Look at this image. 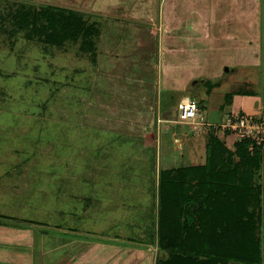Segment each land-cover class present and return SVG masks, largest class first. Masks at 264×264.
<instances>
[{
  "label": "rangeland",
  "instance_id": "374dc122",
  "mask_svg": "<svg viewBox=\"0 0 264 264\" xmlns=\"http://www.w3.org/2000/svg\"><path fill=\"white\" fill-rule=\"evenodd\" d=\"M72 1L0 0V18L5 21L7 13L21 3L77 11V5L70 6ZM177 1L162 3L165 29H159L158 22L153 26L155 31H164L163 37L169 35L171 44L175 28L181 35L176 39L188 41L180 49L169 45L168 64L179 63L181 55L182 74L197 64L200 80H219L216 87L208 85L210 89L197 82L188 92L203 115L215 113L213 120L207 118L211 123L203 121L200 126L181 123L173 114V105L184 95L165 91L162 35L154 40L149 34L140 36L139 44L135 45V39L129 44V35L125 31L116 35L111 25L124 18L117 10L106 8L100 21L109 44L119 43L120 35L122 44L119 49L118 44L111 46L113 51L103 58L98 75L90 67L91 73L86 72L88 63L74 56L43 54L39 38L27 44L20 41L23 53L17 51L19 45L12 52L0 45V103L5 104L2 112L8 119L0 124V215L5 216L0 219V264H51L54 255L45 251V236L51 241L52 236L61 238L73 230L84 240H111L119 248L137 246L144 255L154 247L155 253V245L148 247V236L153 216L154 220L158 217L159 174L212 165L223 151L235 158L264 155V146L249 150V143L222 128L226 116L221 122L216 120L221 110L228 109L225 95L238 85L255 89L264 107V0H224L223 6H213L208 0H179L186 1L180 13L172 11ZM239 2L246 3L247 14L238 12ZM158 3L154 8L158 9ZM167 13L171 15L168 21ZM224 16L225 21L221 20ZM126 76L134 80L130 87L123 86L130 78L121 81ZM66 82L73 87L61 101ZM211 89L208 96L206 90ZM52 93L55 110L49 117L45 104ZM154 95L152 106L162 109L163 116L172 111L171 122L162 123L159 118L154 136L144 142L142 125L126 121L137 122V114L148 109L142 97L151 101ZM259 111L246 114L264 122V109ZM116 235L122 240H115Z\"/></svg>",
  "mask_w": 264,
  "mask_h": 264
},
{
  "label": "trees",
  "instance_id": "16d2710c",
  "mask_svg": "<svg viewBox=\"0 0 264 264\" xmlns=\"http://www.w3.org/2000/svg\"><path fill=\"white\" fill-rule=\"evenodd\" d=\"M7 15L0 18V36L8 40L21 34L52 46L81 42V50L93 51L98 25L80 11L21 3ZM254 93L238 85L225 95L226 106L236 95ZM263 173L264 155L235 158L226 151L212 165L164 170L158 217L149 228L148 247L156 248L147 254L149 263L264 264Z\"/></svg>",
  "mask_w": 264,
  "mask_h": 264
},
{
  "label": "crops",
  "instance_id": "0c3cea01",
  "mask_svg": "<svg viewBox=\"0 0 264 264\" xmlns=\"http://www.w3.org/2000/svg\"><path fill=\"white\" fill-rule=\"evenodd\" d=\"M199 1V0H198ZM224 0H208V3L213 4V6H223L222 4H225L223 2ZM132 2H134L133 4L131 3H126L123 0H113V1H109V0H73L72 3L70 4V6H76L75 10L82 12L86 18L88 17V19H90L91 22L96 23L95 25L97 26L98 32L96 34V36L94 37V44H93V51H84L80 49V44L81 42H79L78 44H73V43H65L61 46H52V45H48L45 43H42V47L41 52H43V54L47 55L50 58H53L55 56L58 57H64V58H71L72 56H74V58H76L77 60L80 61H84L87 62L88 64L86 65V69H84L86 72H90L91 71L88 69V67H90L94 74H97L99 72V68L101 67L102 61H104L107 57V52L108 51H113V48L111 47L112 45H119L118 49L121 47L122 44V37L120 35V40L119 43L116 42V44H109V37L106 33L105 30H103L102 28V21L103 20L105 14L103 12V10L105 11L106 8L108 10H110L109 12H113L114 10H117V13L124 14V18L120 19L122 21H119L118 19L114 20L111 22L112 26H115L113 28V30L116 32L117 34H120V32H126V34L129 35V44L131 39H135L134 43L139 44V42H141L140 36L144 37L145 35H152L151 38L152 40H154L153 38L158 37L159 35H162V41L165 43V64H164V79H165V91L167 92H177L180 95L183 94L184 97L182 96L174 106V115L175 117L177 116L178 119V111H177V106L178 103L181 99L183 98H193L191 96V94H189L188 92L190 91V93L194 90L193 86L197 83V82H202L204 83V85L206 86V89H210L209 86L208 87V82L214 83V84H218V81H213L212 79L209 78H205L203 80H200L201 78V74L198 71L197 68V64H195L192 67V70H188L186 71L184 74H182V64L181 61L184 60V58H181V55L177 56V58L179 59V63H175L174 61V65L173 64H168V59L170 58L168 54H170L171 49L169 48V45H177L178 48L180 49V45L181 47H184L186 45V42L181 40H177L176 38H181V35L179 33H176V28L174 31V36L175 39L174 41H172V43L174 42V44H171V40L169 39V35H164L165 37H163V33L159 32V29H165V22H164V18H165V14L164 11L161 10L162 9V3L164 2V0H158V9L154 8L155 4L157 3V0H132ZM171 2V1H170ZM186 2V1H184ZM182 1H177V4H172L173 7V12H181L183 10V8L181 6V3H184ZM111 3V4H110ZM172 3H174L172 1ZM110 4V5H109ZM100 7V8H97ZM239 13L244 12L245 14H247V11H245V7H246V3L243 4L242 2H239V4H236ZM153 7V10L150 8ZM122 8V9H121ZM125 8V9H123ZM121 9V11L119 10ZM158 10V11H157ZM198 10V9H197ZM88 15V16H87ZM171 15L169 13H167L166 15V20L168 21V18ZM226 16V15H225ZM225 16L221 19L223 21H225ZM239 16V15H238ZM157 17V18H156ZM173 20L174 17H172ZM158 22V23H157ZM154 23H157L159 29L157 31H155L153 26ZM107 23H105L106 25ZM108 25V24H107ZM191 26H196V25H191ZM218 26V25H217ZM117 28V31H116ZM171 27H169L168 29H170ZM113 31V32H114ZM169 30H167L168 32ZM0 45H4L5 47L8 46V51L12 52L15 51V47L16 45H19L20 50H17L18 52L21 51V53L24 52L22 46H20L21 44H19V42H24L25 44L27 43H33L30 42L29 40H27L26 38H24L21 34H18L16 36H14L11 39H7L5 36H0ZM10 41L12 42L13 46H9ZM116 41H118V38L116 39ZM181 42V43H180ZM183 43H185L183 45ZM2 46V47H4ZM74 46V47H73ZM112 48V49H111ZM111 49V50H110ZM117 49V51H118ZM225 48H223L222 53L225 54L224 52ZM127 51V50H126ZM180 52V51H178ZM118 53H120V51H118ZM193 57V56H192ZM112 59V58H111ZM193 60L189 61L192 62ZM187 62V63H189ZM173 65V66H172ZM66 66V65H64ZM82 66V65H81ZM80 66V71L83 69L84 66L81 67ZM77 71L75 74L80 75L82 74L80 71ZM37 72V71H35ZM225 72V69H224ZM224 74V73H223ZM53 75V73L51 74V76ZM98 75V74H97ZM134 76V75H132ZM173 77V78H171ZM208 77V76H206ZM128 76H126L125 78H121V81L124 80H128ZM183 78V80H182ZM77 79V77H76ZM131 81L129 83H124L123 86L130 87L129 84L134 83V80L132 78H130ZM207 80V81H206ZM141 83V81H139ZM118 83V82H117ZM64 86V87H63ZM217 86V85H216ZM213 85V87H216ZM62 93H65L64 96L61 97V101H63V99H66V96H68V91L70 89H72V85L69 84V82L66 83H62ZM79 88V85L77 86ZM76 87V88H77ZM126 87V88H127ZM77 88V89H78ZM75 89V88H74ZM122 89V88H121ZM115 91L117 92V88L115 89ZM213 89H211V91L206 90V94L207 93H212ZM185 92L188 93L190 96L185 95ZM208 96H210L209 94H207ZM54 94L52 93L51 96H49V98L46 100V104H45V109L50 117V115H52L54 113L55 110V105H54V100L52 101L51 99L53 98ZM257 96V95H256ZM256 96H240V95H236L232 98V103L230 106H228L227 110H221L222 112V116L220 115L219 117L216 118V120L220 119V122L223 121L228 114L232 112H239L242 111L244 113H248V114H256L258 112H260L259 110L264 109V107L262 105L259 104V99ZM207 97V96H206ZM83 100V98H81ZM151 99V98H150ZM110 100V99H109ZM258 102H257V101ZM142 101L148 106V109L146 112H142L141 115L137 114L139 116V119L137 120V122L134 121H130V119H127L126 123L131 124H138V125H142L141 127V132H142V141H146L148 140L151 136H154V133L156 132V122H158L160 119V121H162V123H169L171 122V120L169 119L172 116V111L168 112L166 114H164V116L161 114V110L162 109H157L153 105V102H156L155 99V95L153 96L152 100L150 101L148 96L147 98H145V96L142 97ZM173 100H171L170 102H172ZM50 102H52L50 104ZM62 103V102H61ZM84 103V102H83ZM111 105H113V100H110ZM250 103L252 106H250ZM3 105H5L4 103H0V124H4L5 121H7V117L5 116L6 114L2 112L3 110ZM71 106V105H70ZM69 106V107H70ZM160 106V104H159ZM172 105L170 104V107ZM166 107V106H165ZM225 108V106H224ZM155 109V111H154ZM157 109V110H156ZM199 109V113H200V123H202L203 121L208 124L211 123L209 119L213 120L214 119V112L210 111L208 114L203 115V113L200 111V108L198 106ZM223 109V108H222ZM170 110V109H169ZM220 112V114H221ZM262 117H264V114ZM206 116V117H205ZM167 117V118H166ZM4 118V119H3ZM160 118V119H159ZM209 118V119H207ZM224 118V119H223ZM159 119V120H158ZM264 119V118H262ZM129 120V121H128ZM119 123V122H117ZM147 143V142H146ZM151 144V143H150ZM150 144L146 145L145 147L150 146ZM1 165V164H0ZM1 197V196H0ZM5 216H1L0 215V219L4 218ZM12 219V218H10ZM15 219V218H13ZM17 219V218H16ZM18 220H21L20 218ZM59 227V226H58ZM2 233H5V229L2 230ZM47 237L46 240V245H48L45 248V251L47 252L48 250H50L54 257L53 262L51 264H150L149 263V256L144 255L142 253V251L140 250L141 247H129V248H119L113 245V243H110V241H107L106 239L104 241L101 240H84L83 238H81L77 232L75 230H73L72 232H68V233H64L63 237L61 236V238H59L58 236H52L51 237V241L49 240L50 236H45ZM121 239V236L116 235L115 236V240ZM46 239V238H45ZM131 240V239H130ZM132 241V240H131ZM2 252V251H0ZM58 258H60V260H58ZM59 261H61L62 263H60ZM36 262V261H35ZM35 262L32 263V261H22L23 264H35ZM11 263V261L9 262V264ZM37 264V262H36Z\"/></svg>",
  "mask_w": 264,
  "mask_h": 264
},
{
  "label": "built area",
  "instance_id": "2783aa9c",
  "mask_svg": "<svg viewBox=\"0 0 264 264\" xmlns=\"http://www.w3.org/2000/svg\"><path fill=\"white\" fill-rule=\"evenodd\" d=\"M178 120L181 123H196L200 126V113L198 103L194 98H183L177 106ZM223 129L230 133L236 134L240 141H248L251 145L249 150L254 146H264V122L258 121L254 116L246 113H230L227 116Z\"/></svg>",
  "mask_w": 264,
  "mask_h": 264
}]
</instances>
